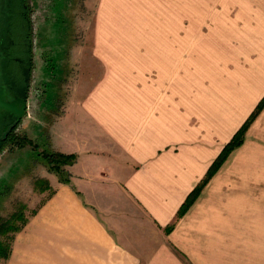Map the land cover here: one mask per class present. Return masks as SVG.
I'll use <instances>...</instances> for the list:
<instances>
[{"label": "crops", "instance_id": "crops-1", "mask_svg": "<svg viewBox=\"0 0 264 264\" xmlns=\"http://www.w3.org/2000/svg\"><path fill=\"white\" fill-rule=\"evenodd\" d=\"M92 1L93 58L104 27L139 28L140 57L149 58L151 72L89 79L75 131L63 141L57 131L47 143L52 152L76 155L65 168L70 183L40 175L50 189L34 184L46 197L13 231L5 264H264V108L177 216L264 96V48L254 50L256 72L206 84L210 72L181 71L180 0H97V8ZM110 12L156 16L111 24ZM258 28L261 45L264 23Z\"/></svg>", "mask_w": 264, "mask_h": 264}, {"label": "rangeland", "instance_id": "rangeland-1", "mask_svg": "<svg viewBox=\"0 0 264 264\" xmlns=\"http://www.w3.org/2000/svg\"><path fill=\"white\" fill-rule=\"evenodd\" d=\"M46 3L49 10L47 16L51 21L33 29L41 34L39 38L34 33L36 70L29 86L27 116L16 130L17 135H25L27 140L21 150L9 151L5 148L0 154V264H5L2 254L9 245L14 227L20 226L21 219L31 215L46 197L39 196L34 189V182L40 175L54 174L42 153L53 151L48 144L51 145L53 134H57V131H60L62 141L65 134L72 135L75 131L78 118L82 117L81 111L76 113V104L90 88L89 79L96 77L97 80L102 72H151V68L145 69L149 58L140 57L139 28L122 30L104 27V43H96L95 60L92 56V30L89 27L93 1L46 0ZM180 4L182 72H189V68L195 72H210L211 75L204 76L205 83L218 87L220 83L231 84L238 71L256 72L258 57L254 50L264 48V44L258 43V38L263 36L258 25L264 23V0H180ZM195 4L194 11L192 6ZM110 15L107 20L111 24L118 20H130L134 25L143 20H155L156 16L150 12L128 13L125 17L113 12ZM41 40L44 41L43 45L40 44ZM41 47L48 58L44 73L41 56L38 55ZM64 107H68L70 116L65 115Z\"/></svg>", "mask_w": 264, "mask_h": 264}, {"label": "flooded vegetation", "instance_id": "flooded-vegetation-1", "mask_svg": "<svg viewBox=\"0 0 264 264\" xmlns=\"http://www.w3.org/2000/svg\"><path fill=\"white\" fill-rule=\"evenodd\" d=\"M46 4V0H1L0 31L5 37L0 40V85L9 101L20 98L27 102L31 78L36 70L33 29L39 28L40 24L42 26L47 24L48 20L51 21L47 16L49 10ZM35 34L40 38V32ZM40 44L43 45L44 41L41 40ZM38 55L41 56L43 72L44 64L48 59L43 47ZM4 73L8 76L7 83L2 79ZM35 98H37L36 94ZM27 109L28 104L25 111ZM0 118H2L0 125L6 132L16 133L22 121L16 122L15 119L3 114Z\"/></svg>", "mask_w": 264, "mask_h": 264}, {"label": "trees", "instance_id": "trees-1", "mask_svg": "<svg viewBox=\"0 0 264 264\" xmlns=\"http://www.w3.org/2000/svg\"><path fill=\"white\" fill-rule=\"evenodd\" d=\"M0 36L1 38H3ZM5 37V36H4ZM1 43V42H0ZM4 82H9L8 76L3 75ZM264 108V98L257 104L254 111L251 113V115L248 117V119L244 122V124L240 127V129L233 135L231 140L228 144L224 146L219 156L216 158V160L211 164L209 169L207 170L205 176L203 179L198 183V185L191 191V193L187 196L184 203L181 205V207L178 210L177 216L181 217L184 215V213L188 210V208L194 203L196 198L199 196L201 190L204 188V186L208 183V181L213 177V175L217 172V170L220 168L222 163L227 159L228 155L231 153L232 150L240 146L243 142V137L250 126V124L253 122V120L257 117L259 112ZM2 118H0V121ZM27 138L24 135H17L15 132H6L4 128L0 127V153L5 148H7L9 151H13L14 149H19L24 147V143L26 142ZM43 158L46 160L48 168L51 172H53L56 177L58 178V181L63 184H69L70 183V174L65 169L67 166H71L76 161V155L74 154H63L58 152H47L42 153ZM40 182L41 187L43 184V190H49V186L42 182L41 180H36L35 184ZM38 185V184H37ZM22 215L21 213H19ZM23 218V217H22ZM22 223H25L24 218L21 219ZM5 226H3L2 231H4ZM18 228L14 227V230H17ZM12 237H10L9 245L4 250V253L2 254V258L6 260L8 258V255L10 253V243H11Z\"/></svg>", "mask_w": 264, "mask_h": 264}, {"label": "water", "instance_id": "water-1", "mask_svg": "<svg viewBox=\"0 0 264 264\" xmlns=\"http://www.w3.org/2000/svg\"><path fill=\"white\" fill-rule=\"evenodd\" d=\"M1 0H0V15H1ZM27 104L25 100L20 98H15L12 101H9L6 97L4 89L0 85V116L7 115L9 118L15 119L16 122L23 120L25 115V108ZM15 122V123H16ZM14 123V124H15Z\"/></svg>", "mask_w": 264, "mask_h": 264}]
</instances>
